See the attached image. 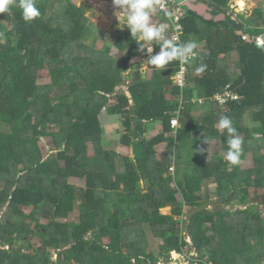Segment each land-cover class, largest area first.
Segmentation results:
<instances>
[{
  "label": "trees",
  "instance_id": "obj_1",
  "mask_svg": "<svg viewBox=\"0 0 264 264\" xmlns=\"http://www.w3.org/2000/svg\"><path fill=\"white\" fill-rule=\"evenodd\" d=\"M72 2L59 0L66 4L55 15V0H37L41 15L31 22L24 21L18 0L0 13V208L5 209L0 264H159L158 256L148 252L147 229L163 241L159 253L166 262L191 239L202 264H264V48L237 34L262 38L263 9L249 18L240 15L235 29L193 12L181 19L182 42L197 43L182 95L173 82L177 61L165 69L150 65L151 79L144 77L141 64L125 75L129 59L146 54L127 28L116 36L115 59L105 61L94 47L85 46L90 32L86 11ZM230 2L213 0L223 12L230 10ZM229 54L237 55V76L229 69V57L222 58ZM201 65L204 70L194 73ZM44 71L49 84L40 82ZM229 84L241 100L230 102L222 113L211 99ZM181 95L175 138L171 122L181 108ZM112 97L114 105L109 104ZM195 97L204 103H194ZM105 110L130 122L131 133L122 144L134 148L133 159L105 151L100 119ZM221 115L229 116L242 136L235 165L226 156L206 160L210 143L220 140L228 148L226 130L217 128ZM158 122L162 132L151 137L148 127ZM41 139L52 140L53 156L45 158L37 144ZM161 144L168 149L159 159ZM249 153L255 166L245 169ZM70 179L85 186L70 184ZM211 182L217 186L214 194L204 191ZM212 196L222 208L209 209ZM238 202L249 207L226 210ZM166 207L172 208L171 215L161 214ZM76 208L79 223L61 222ZM24 209L48 224L37 223L31 230ZM29 236L40 240L39 248L13 249L16 240Z\"/></svg>",
  "mask_w": 264,
  "mask_h": 264
},
{
  "label": "rangeland",
  "instance_id": "obj_2",
  "mask_svg": "<svg viewBox=\"0 0 264 264\" xmlns=\"http://www.w3.org/2000/svg\"><path fill=\"white\" fill-rule=\"evenodd\" d=\"M55 2H56V4H55V8L53 9V12L56 11V13H55V15H56L57 13L60 12V10L58 11V9L61 6H64L66 3L60 4L59 0H55ZM72 3L77 5V6H83L85 11H86V16L88 18L87 26L90 29V32L87 35V37L84 39L83 43L88 44L89 46L97 47V48L98 47L101 48L104 45V46H106L105 48L107 51H109V53L116 54V49L114 46V43L117 39L116 34L118 36L119 34L117 32L120 33V30L122 31V28L119 27V21L117 20L115 14H114L117 11V9L110 7V5L113 4L112 0H73ZM261 4L262 3L260 2L258 4V6L261 7ZM237 6L239 8H244V2L239 1ZM263 9H264V5H263ZM114 10H116V11H114ZM52 25L53 26L57 25V21L52 20ZM99 42H101V43H99ZM213 43H216V37L215 36L213 37ZM259 44H262V43L260 42ZM223 57L224 58L225 57L230 58L231 55L230 54L224 55V56H222V58ZM229 58H228V60H229ZM232 68H233L232 72H236L235 76H237L240 68H238L237 63H235V65H234V61H232ZM194 73H195V71H194ZM128 75L129 74H127V76ZM145 75H144L145 78L149 77L150 73L146 72ZM50 81H51V79H50V76H49L47 71L40 73V82L42 84H49ZM115 103H116V100H115V102L112 101L111 105H114ZM251 114H252V111H249L247 113V116H246L247 118L245 121V124H247V126L249 125V118H250ZM101 115L102 116L100 117V119L102 121L103 129L105 128V131H106L104 134V140H105L104 142H106V141L109 142L108 150L109 151H115L117 153L119 152L118 154L121 156L129 155V151L120 144L121 136L123 134V129H122L121 125L118 124V122L116 120L117 117L115 119L114 118L115 116H110L106 110L103 111ZM108 124L113 125V128L114 129L116 128V129L114 131L111 129L107 130L106 127H108ZM116 131L118 132L119 135L116 134ZM37 144L40 147V149L42 150V153L45 156V158L49 157V156H53L55 154V151H54L55 147H54V144H53L51 139H41L40 141H38ZM158 148L161 149V147H158ZM226 149H228V148L224 147V145L222 144V142L220 140H216L213 143H210V146L208 149L209 151H208L206 160L208 162H210L214 156L215 157L216 156L225 157L226 153H227ZM93 154H94V149L92 147V144H90L89 145V156H93ZM159 154H162V152L158 153V156H159ZM252 155H253L252 153H249L248 158L245 160V162L242 163L243 168L250 169V168H253L255 166L254 157ZM61 164H63V163H61ZM218 167H219V165H218ZM119 169L122 170V162L120 160H119ZM210 170L214 171V169L211 167H210ZM69 182H70V184H73L75 186H82V187L85 186L84 183L82 184V182L78 181V180H74V179L71 180L70 179ZM173 187H175V186L173 185ZM216 187H217L216 184H214V182H211L204 187V191L206 190V191L214 194L216 191ZM145 193H147V191ZM214 196H212L211 202H209V204H208L210 210H214L215 208H219L220 206L222 208V206H223L222 204L219 203L220 199H218V197H214ZM237 205L242 206L241 202H238ZM243 207H245L247 209L249 207V205L243 206ZM4 211H5V209L2 210V208H0V218L4 214ZM188 211L189 210L187 209L186 212H188ZM263 211H264V209H263ZM24 212L27 214L26 222H28L30 224L31 230L35 229L37 223L40 225L48 224V220L45 219L44 217H41V219H36V218L32 217L31 216V209H29V210L27 209ZM160 212L162 215H171L172 208L166 207V208L161 209ZM188 213H192V212L189 211ZM262 217H264V214L262 215ZM234 219H235V216H234ZM61 222H63V223H67V222L68 223H70V222L79 223L80 222V211H79V209L76 208L75 211L69 216L68 219L62 220ZM146 237H147V240H148V243L150 246V248L148 249V252L153 253V254L158 256L159 264H170L171 260H173L171 262L172 263L174 262V264H188V262H190V264H192V263H194L193 260L197 259V256L195 255L196 251H195L194 245L190 239H188L189 245L187 247H185V249L183 250V252L186 253L184 255V257L180 258L177 255L171 254L169 257V262H166L164 255L159 253L160 247L163 246V241L159 238H156L154 236V234L149 229L146 230ZM14 244L15 245H14L13 249L18 248V247H22L26 251L29 248V246H31L33 248H39L41 245V242L37 237L29 236V238L26 239L25 241L16 240V242ZM188 252H189V254H188ZM56 253L57 252L52 254V252H51L53 262H56L58 260V255H56Z\"/></svg>",
  "mask_w": 264,
  "mask_h": 264
},
{
  "label": "clouds",
  "instance_id": "obj_3",
  "mask_svg": "<svg viewBox=\"0 0 264 264\" xmlns=\"http://www.w3.org/2000/svg\"><path fill=\"white\" fill-rule=\"evenodd\" d=\"M112 2L117 9L114 14L119 21V27L123 25L122 29L127 28L130 31L133 39L139 44V50L141 52L146 51L149 55L147 63L151 66L165 69L171 62L176 60L183 65L195 56L194 50L197 48V43L194 40L189 39L176 43L175 38L169 35V25L155 21L154 12L158 0H112ZM12 3L13 0H0V13L10 11ZM18 7L21 9L25 22H31L41 15L37 0H18ZM156 44L160 46V51L153 55ZM203 70V65L197 69V71ZM217 128L218 130H226L228 134L226 159L233 165L238 164L242 154L243 141L239 137L237 129L233 126L232 119L227 115H221L217 121ZM172 254L181 258L186 253L182 251V253L173 252ZM195 254H197V259L193 260L194 263L192 264H202L197 251ZM171 261L170 264H174Z\"/></svg>",
  "mask_w": 264,
  "mask_h": 264
},
{
  "label": "crops",
  "instance_id": "obj_4",
  "mask_svg": "<svg viewBox=\"0 0 264 264\" xmlns=\"http://www.w3.org/2000/svg\"><path fill=\"white\" fill-rule=\"evenodd\" d=\"M239 1L244 2V8H239L237 6V4L239 3ZM260 2L262 3L261 4V8L263 9V5H264L263 0H231V2H230V10H228L226 12H223L222 9L218 5H216L215 3H213V0H190V1H185V4L187 6H189L188 8L183 7V6H177L175 8V12L176 11L177 12H180V15L179 16L182 17V18L185 15H187L189 12H193V13H196L199 17H202L205 21H214L216 23H222V22L215 21V19L218 16H219L218 18L221 19V16L220 15H225L226 16L225 19H227V20L228 19L234 20L237 23V26H238V23H241V21H242V18H240V15L245 16V18L251 17L252 14H253V11L255 9L259 8L258 4ZM110 7L111 8H115L113 6V4L110 5ZM114 11H116V10H114ZM263 11H264V9H263ZM154 19L157 22L167 23L169 25L168 31H169V35H170V23L168 21H166V19L162 16V13H160L157 8H156V10L154 12ZM223 22H225V21H223ZM121 27H123V25ZM120 32H121V30H120ZM117 33L119 34V32H117ZM116 36H117V34H116ZM116 41H117V39H116ZM99 43H101V42H99ZM84 45L87 46V47H90V48L93 47V46H89L88 44H84ZM199 46H201V45H199ZM105 47L106 46L103 45V47H101V48L98 47L99 49L97 47H94L93 49H95L96 51H98L100 53V56H103L104 57V60L105 61L108 58L109 59H115L117 57V52H116V54H111V53H109V51L106 50ZM200 48H201V51H205L206 50L205 44L203 45V47H200ZM159 51H160V46L158 44H156L154 46V51H153L152 54L154 55V54L158 53ZM137 56H142L143 58H145V60L143 62H140L138 64H141V72L143 73V75H145L146 72L147 73H150V76L149 77H146V79L147 78L148 79H151L152 76H153V70L149 67L150 64L147 63V60L149 59V55L147 53L146 54L139 53ZM223 59H224V57H223ZM232 61H234V65H235V63H237V65H238L237 55L236 54L231 55V57L228 60V64L230 65L229 66V69H232L233 70V68H232ZM224 62H223V64H224ZM134 66H132V67H129L128 66V70L125 73L126 76H127V74H130L131 71H133V67ZM193 69H195V68H193ZM195 73H198V75H199L201 73V71H197L196 70ZM127 95L130 96L129 93H127ZM167 98L168 99H172V96L170 94H168L167 95ZM198 100H200V98H198V97L193 98V102L194 103L198 102V104H201ZM112 101L115 102V99L113 97L110 99L109 104H111ZM132 104H133V102H132ZM218 110H219V108H218ZM116 117H117V119H116ZM114 118L117 120L118 124H120L121 127H122V129H123V134L121 136L120 144L129 151V155L121 156V155L118 154L119 152L117 153L115 151H109L108 150L109 142H107V141L105 142L106 143L105 144V146H106L105 147V150L106 151H109V152H112V153H115V154L119 155L120 157H129V158H132L133 159L134 156H135L134 155V148L133 147H128V146H125V145L122 144V140L124 138V135H130V133H131V125H130V122L127 121V119L125 117H122V116H115ZM112 128H113V125H109V124H108V127H106L107 130H110L111 129V130L114 131L116 129V128L115 129L114 128L112 129ZM162 129H163V127H162V123L161 122H158V123L149 125V127H148V130H149V133H150V136L151 137H154V136L159 135L162 132ZM116 134L119 135L117 131H116ZM170 136L175 137V134L172 133ZM159 147H161V149L157 148V150H158L157 152L158 153H161L162 152V154L164 152H166L167 149H168L167 144H161ZM162 154H159V156H158L159 159L161 158L160 156H162ZM117 163H119V161H117ZM171 169H173L172 171L170 170L173 174L174 173H177V170H176L177 169V166H176V164H173L172 167H171Z\"/></svg>",
  "mask_w": 264,
  "mask_h": 264
},
{
  "label": "built area",
  "instance_id": "obj_5",
  "mask_svg": "<svg viewBox=\"0 0 264 264\" xmlns=\"http://www.w3.org/2000/svg\"><path fill=\"white\" fill-rule=\"evenodd\" d=\"M176 0H158L157 9L160 13L164 14L166 17V21L170 23V36L175 38L176 43H181V36L183 34V26L180 21L182 17H180V12H175V8L177 7ZM257 41L262 43L260 46H264V41L261 38H258ZM197 55L193 56L188 62L183 65L179 63V70L176 75L173 77L174 86L181 90V94L184 92L185 88L188 85V77L190 74V68L193 65V62ZM183 95V94H182ZM182 95L179 97L181 102V108L177 112V115L172 119V128L174 130V134L176 137L177 130L180 127V118H181V109H182ZM241 100V96H239L236 92L232 90V86L229 84L223 90V92L216 94L212 99V103H214L217 108L222 113H226L227 105L230 102H238ZM201 104L204 103L205 99L198 100ZM173 170V169H172ZM197 256V254H195Z\"/></svg>",
  "mask_w": 264,
  "mask_h": 264
},
{
  "label": "water",
  "instance_id": "obj_6",
  "mask_svg": "<svg viewBox=\"0 0 264 264\" xmlns=\"http://www.w3.org/2000/svg\"><path fill=\"white\" fill-rule=\"evenodd\" d=\"M185 1H190V0H176V3H177V5L178 6H183V7H186V8H188L189 6H187L186 4H185ZM221 16V19H219L218 17L215 19V21H217V22H223V21H225V22H227L232 28H237V23L234 21V20H231V19H225L226 18V16L225 15H220ZM238 33V35L239 36H244V38L249 42V43H252V42H254V44L256 45V46H258L259 48H264V46H260L259 45V42L257 41V40H254V39H252L251 38V36L250 35H248V34H244L242 31H238L237 32ZM262 40L264 41V36H262ZM145 60V58H143L142 56H136V57H133V58H130L129 59V61H128V66L129 67H132V66H134V65H136V64H138V63H140V62H143ZM130 98H131V95L129 96ZM133 101L131 100V103H132ZM261 208H263V206H261ZM226 210H230L232 213H234V212H236L237 210H241V211H244V210H246V208L245 207H243V206H238V205H236L234 208H232L231 206H227L226 207ZM0 225H1V221H0ZM68 248H70V247H68ZM56 251L55 250H52V254L53 253H55Z\"/></svg>",
  "mask_w": 264,
  "mask_h": 264
},
{
  "label": "flooded vegetation",
  "instance_id": "obj_7",
  "mask_svg": "<svg viewBox=\"0 0 264 264\" xmlns=\"http://www.w3.org/2000/svg\"><path fill=\"white\" fill-rule=\"evenodd\" d=\"M233 208H234V207H233ZM263 209H264V208H261V207H260V210H261V211H263Z\"/></svg>",
  "mask_w": 264,
  "mask_h": 264
},
{
  "label": "bare ground",
  "instance_id": "obj_8",
  "mask_svg": "<svg viewBox=\"0 0 264 264\" xmlns=\"http://www.w3.org/2000/svg\"><path fill=\"white\" fill-rule=\"evenodd\" d=\"M101 5V4H100Z\"/></svg>",
  "mask_w": 264,
  "mask_h": 264
}]
</instances>
